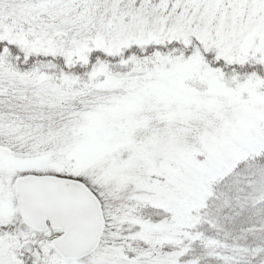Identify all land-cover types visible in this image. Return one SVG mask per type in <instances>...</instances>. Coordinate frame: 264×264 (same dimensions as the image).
<instances>
[{
    "label": "snow or ice",
    "instance_id": "6c2138e0",
    "mask_svg": "<svg viewBox=\"0 0 264 264\" xmlns=\"http://www.w3.org/2000/svg\"><path fill=\"white\" fill-rule=\"evenodd\" d=\"M0 264H264V0H0Z\"/></svg>",
    "mask_w": 264,
    "mask_h": 264
}]
</instances>
